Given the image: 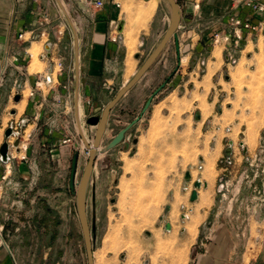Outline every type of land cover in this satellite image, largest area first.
<instances>
[{
  "label": "rangeland",
  "instance_id": "rangeland-1",
  "mask_svg": "<svg viewBox=\"0 0 264 264\" xmlns=\"http://www.w3.org/2000/svg\"><path fill=\"white\" fill-rule=\"evenodd\" d=\"M120 1L118 9H122V13L119 16L117 11V19L109 29L111 36H122L117 41L121 46L118 61L109 63L113 71L105 74L112 79L107 83L111 86L105 88L102 77H98L97 86L90 89L95 100L90 105L84 102L82 90V122L90 145L96 126L87 119L101 115L103 107L153 52L171 20L167 0H156V10L149 18L142 17L140 12L151 0ZM64 3L81 31L80 66L84 74L82 65L90 26L84 28L85 37L81 38L84 13L69 0ZM39 16L46 35H42L44 30L34 34L30 71L42 70L45 66L40 55L47 51L48 41L52 42L49 52L56 70H59V61L63 69V59L72 67L75 37L67 14L59 2L53 0L49 8L43 7ZM260 16L257 21L264 20V13ZM221 30H212L208 43L202 48L197 46V37L184 41L186 48L180 53V61L172 38L145 77L118 102L111 114L87 190L94 264H102L105 259L107 264H143L145 261L174 264L173 259L178 260V264H188L209 228L223 219L235 218L234 211L239 209H264V30L253 35L248 45L243 42L238 46L229 42L215 45L213 35ZM167 79L166 86L138 125L133 126L118 145L105 150L117 132L141 113L149 96ZM29 94L27 89L25 100ZM25 100L19 106L20 101L12 105L22 109ZM202 102L208 106L207 115L203 114ZM17 125L20 134L9 138L8 142L13 143L18 137L24 144L30 143L33 126L27 127L20 121ZM81 132L76 122V130L69 128L62 138L73 137V142L68 144L72 154L64 170L52 161L47 167L48 205L53 212L45 216L47 230L41 235V251L43 255L47 252L48 264H88L76 196L69 187L74 152H80L78 181L89 157L86 138L84 142ZM230 142L233 152L229 160L225 150ZM13 152L20 156L25 154L24 150L16 148ZM211 163L214 178H208L207 181H212L208 184L204 170L206 164ZM62 171L63 184L54 183V176ZM187 171L192 175L189 181L185 179ZM198 179L202 180L199 197L190 201ZM167 205H170L169 210ZM166 222L171 223L170 230L165 228ZM195 222L197 232L192 236L189 230ZM2 235L0 248H5L9 242L4 231Z\"/></svg>",
  "mask_w": 264,
  "mask_h": 264
},
{
  "label": "crops",
  "instance_id": "crops-1",
  "mask_svg": "<svg viewBox=\"0 0 264 264\" xmlns=\"http://www.w3.org/2000/svg\"><path fill=\"white\" fill-rule=\"evenodd\" d=\"M52 1L0 0V146L5 140V130L9 128L11 120L20 121L27 127L33 126L30 134L32 138L28 148L24 150L26 159L15 155L13 147H10L9 152L14 157L7 162H0V227L9 242L8 248H0V264H48L47 252L43 255L41 251V235L47 230L45 216L53 212L48 205L47 191L50 184L47 167L51 161L62 170L66 167L72 152L69 145L62 144V138L67 135L69 128L76 130V122L80 132L83 130L81 133L86 142L90 143L82 122V90L84 102L90 105L95 103L90 89L97 86L98 77H102L105 88H110L111 85L107 83L112 79L106 78L105 74L113 71L109 68V63L118 61L121 50L120 44L112 41L109 34V29L117 19V11L119 16L122 13V9H118L121 7L118 6V3L121 5L120 0H105L102 9H93V0H69L73 7L84 13L81 38L85 37L84 28L90 26L84 52L85 62L82 65L84 74H80L83 83L81 80L78 83L76 76L75 49L72 67L63 59L64 67L56 70L53 82H44L49 60L40 56L45 66L42 70L30 71V48L34 34L45 31L40 26L43 23L39 15L43 7L51 6ZM178 1L181 9L177 30L180 53L186 48L184 41L197 37V46L202 48L208 43L212 30L228 29V18L234 11L241 15L250 14L253 20H258L263 15L248 7L234 9L232 0ZM169 13L171 15V5ZM78 29L80 33V28ZM250 42V36L243 41L246 45ZM191 45L194 46L195 42ZM45 48L50 53L49 48ZM37 82L41 84L37 86ZM78 84L80 98L76 114ZM19 89L23 91V95L18 106L23 104L27 89L35 92L32 96L28 95L22 109L12 105V102H18L14 97ZM117 105L118 103L111 110L108 122ZM137 125L138 123L134 128ZM63 176L64 171L54 176V183L63 184ZM210 182L212 181H207L208 184ZM234 212L235 218L223 219L209 228L188 264H264V209L248 208Z\"/></svg>",
  "mask_w": 264,
  "mask_h": 264
},
{
  "label": "water",
  "instance_id": "water-1",
  "mask_svg": "<svg viewBox=\"0 0 264 264\" xmlns=\"http://www.w3.org/2000/svg\"><path fill=\"white\" fill-rule=\"evenodd\" d=\"M59 4L61 5L62 9L64 10L61 1L57 0ZM170 5H171V20L170 24L168 26V29L166 33L164 34L162 40L158 44V46L153 50V52L150 54V56L146 59V61L143 63V65L136 71V73L132 76L131 79H129L125 84L121 86V88L118 90L116 95L110 100V102L103 108L102 113L100 116L94 115L91 116L87 119V122L89 124H93L96 127V132L94 135V141H93V147L89 148L88 143H86V146L89 151V157L88 161L84 167L82 176L80 181H77V174H78V168H79V159H80V152L76 150L73 154L72 158V164H71V171H70V177H69V187L71 192L76 196V202H77V211H78V216L83 232V237H84V242H85V247H86V252H87V261L88 264H94V244H93V236H92V228L90 227L89 219H88V213H87V190L89 186V181H90V176L92 173V169L94 167L95 160L98 155V148L101 146L104 134L107 130L108 126V119H109V114L113 107L119 102V100L127 94L132 88H134L147 74L149 71L150 67L156 62V60L159 58V56L162 54V52L166 49L168 43L170 40L173 38L174 43L176 46V51H177V57L178 60L180 61V38L179 34L177 32L178 27L180 25V19H181V9L180 5L177 0H167ZM69 19V17H68ZM69 23L73 29L74 28L72 25L71 20L69 19ZM75 34V32H74ZM75 37V52H76V76L78 83L81 82L83 83V79H80V71L78 69V55L80 53L79 46L76 44V34L74 35ZM169 79V78H168ZM168 79L163 82L157 89L153 91V93L149 96L147 99L141 113L137 115L130 123H128L125 127L121 128L117 134L111 139V141L106 145L105 150H110L116 145H118L124 138L126 133L136 124L138 123L141 118L143 117L144 113L150 108L152 105V102L154 98L162 91V89L166 86ZM80 94V87L79 84L77 85L76 89V114H77V103H78V98ZM21 98L20 94H17L14 97L15 101H19ZM14 113V112H13ZM13 130L11 127L7 128L5 130V140L0 146V155L2 157V160L4 162L8 161L9 159V149L10 145L8 142V139L10 136H12ZM83 135V134H82ZM83 139L85 141V138L83 136ZM135 142H137V139H135ZM19 140H15L13 145L18 146ZM241 145H243L241 143ZM247 149H244V152H246ZM233 152V147H232V142H230V146L226 148L225 154L226 157L230 160V157ZM192 175L190 171H187L185 173V179L186 180H191ZM203 185L207 187V183L203 182ZM202 187V180L198 179L195 182V189L192 191L190 195V201H195L198 199L199 194H198V189ZM167 210L170 209V205H167L166 207ZM184 216V215H183ZM165 228L167 230H170L172 228V225L170 222L165 223ZM147 234L150 235V231H147ZM143 264H149L147 261H145Z\"/></svg>",
  "mask_w": 264,
  "mask_h": 264
},
{
  "label": "built area",
  "instance_id": "built-area-1",
  "mask_svg": "<svg viewBox=\"0 0 264 264\" xmlns=\"http://www.w3.org/2000/svg\"><path fill=\"white\" fill-rule=\"evenodd\" d=\"M92 5L97 9H102L105 6V0H93ZM118 6H120L119 3H118ZM198 6H199V4H197V7ZM240 6L248 7L253 12H256V13H264V1L232 0V7L234 9L239 8ZM263 25H264V20H260V21L253 20L252 15H250V14L249 15H241L240 13H237L234 11V12L230 13V15H229L228 29L216 32L213 35V43L216 45L219 43L225 44V43L229 42V44H231V45L233 43L234 46H238L248 36H250L252 38V36L257 34L259 31L262 32L264 30ZM42 35H46V32L43 31ZM20 37H22V34H20ZM110 37H111V40L114 42H117L118 40H121V38H122L121 35H112ZM46 46H47V48L50 49L52 47V42L48 41L46 43ZM40 56L42 58L49 60V66H48L47 72L45 74L44 82L52 83L54 73L56 72V63H54V61H53L52 53H48L46 51L45 53H42ZM62 66H63V63L61 61H59V63H58L59 69H61ZM40 84H41V82L36 83L37 86H39ZM18 93L23 95V91L21 89L18 90ZM34 93H35L34 90H30L31 96L34 95ZM9 127H11L13 130V134L9 138H11L13 136H17L20 134V132L18 131L17 121L11 120L9 122ZM17 139H18V137H17ZM17 139H15V140H17ZM72 140H73V137L69 136V137H66L65 139H63L62 143L65 145H68V144H71L73 142ZM13 143L9 142V145H10V147L16 148V150L22 151V150H26L28 148V143L24 144L23 140H19L18 146H14ZM13 157H14V154L9 152L8 161ZM26 157H27V155L24 154L21 156V159H26ZM0 162H4L2 160L1 155H0ZM2 230H3L2 227H0V244H2L1 239H3Z\"/></svg>",
  "mask_w": 264,
  "mask_h": 264
},
{
  "label": "bare ground",
  "instance_id": "bare-ground-1",
  "mask_svg": "<svg viewBox=\"0 0 264 264\" xmlns=\"http://www.w3.org/2000/svg\"><path fill=\"white\" fill-rule=\"evenodd\" d=\"M61 1V4H62V6H63V8H64V12L67 14V16L69 17V19L71 20V22H72V25H73V28H74V32H75V34H76V44H77V46H79V49H80V33H79V29H78V25H77V23H76V21H74V19L72 20V18H71V15H70V12H69V10H68V8H67V6H66V4L64 3V0H60ZM155 8H156V0H151L150 2H149V5L146 7V8H143V9H141V12H140V14H142L143 16L142 17H144V18H149L152 14H153V12H154V10H155ZM74 34V35H75ZM78 61H79V63H78V69H79V71H80V74H81V66H80V53H79V55H78ZM210 73V72H209ZM79 98H80V96H79ZM79 98H78V103H77V110H78V104H79ZM201 106H202V108H203V114L204 115H207L208 114V106L205 104V102H202L201 103ZM80 111V110H79ZM78 119V118H77ZM97 127V126H96ZM82 129V128H81ZM252 134V133H251ZM253 136V135H252ZM88 145H89V148H92L93 147V144H89L88 143ZM100 148V147H99ZM98 148V149H99ZM211 157H213V156H211ZM211 159V158H210ZM212 162V161H211ZM210 163V162H209ZM207 166H206V168H205V170H204V175L206 176V180L205 181H207V179L208 178H210L211 180H212V178H214L213 176V173H214V167H212L213 165H212V163L211 164H206ZM78 181V180H77ZM79 182V181H78ZM187 214H185L184 216H186ZM197 222H195L194 223V225H192V226H190L191 228H190V230H189V232H190V234L192 235V236H195L196 235V232H197V229H196V227H197ZM194 238V237H193ZM187 246V245H186ZM113 248V247H112ZM181 251H183V250H181ZM180 251V252H181ZM178 255V254H177ZM105 259V258H104ZM172 260V259H171ZM174 260V264H178V260H176V259H173ZM181 260V259H180ZM179 260V261H180ZM102 264H107V261H106V259L103 261V263ZM181 264V263H180Z\"/></svg>",
  "mask_w": 264,
  "mask_h": 264
}]
</instances>
